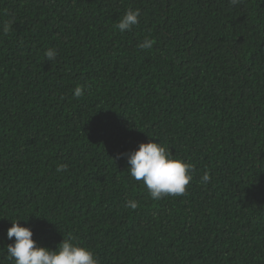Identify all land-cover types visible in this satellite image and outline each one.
I'll return each mask as SVG.
<instances>
[{
  "label": "trees",
  "instance_id": "1",
  "mask_svg": "<svg viewBox=\"0 0 264 264\" xmlns=\"http://www.w3.org/2000/svg\"><path fill=\"white\" fill-rule=\"evenodd\" d=\"M149 140L185 194L117 159ZM11 221L99 264H264V0H0V264Z\"/></svg>",
  "mask_w": 264,
  "mask_h": 264
},
{
  "label": "clouds",
  "instance_id": "2",
  "mask_svg": "<svg viewBox=\"0 0 264 264\" xmlns=\"http://www.w3.org/2000/svg\"><path fill=\"white\" fill-rule=\"evenodd\" d=\"M231 5L241 3V0H229ZM139 9H128L120 18L115 27L121 32L131 30L139 23ZM3 31H9L8 25ZM153 42L145 39L138 44L141 49H150ZM56 49L49 48L45 52L48 61L56 59ZM83 94L82 87L74 89L75 97ZM125 158L129 167L130 177L136 181H142L153 200H159L165 196H181L185 194L186 188L193 179L191 172L193 166L173 155L160 142L149 140L140 143L138 148L125 153H119L117 159ZM67 165L61 164L56 172L63 173ZM201 183L207 184L210 180L206 172L201 178ZM135 200H127L125 208L136 209ZM12 222V221H11ZM7 238L14 241L7 245V254L13 264H99L94 253L87 247L73 243L71 239L63 241L53 250L49 247L38 246L33 239V232L28 227L21 226L19 221L12 222L7 230Z\"/></svg>",
  "mask_w": 264,
  "mask_h": 264
}]
</instances>
